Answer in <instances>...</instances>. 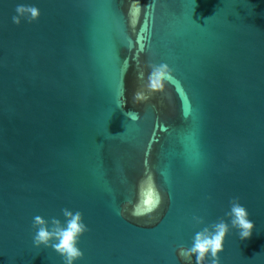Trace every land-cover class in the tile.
I'll use <instances>...</instances> for the list:
<instances>
[{
    "label": "water",
    "instance_id": "water-1",
    "mask_svg": "<svg viewBox=\"0 0 264 264\" xmlns=\"http://www.w3.org/2000/svg\"><path fill=\"white\" fill-rule=\"evenodd\" d=\"M0 264H264V0H0Z\"/></svg>",
    "mask_w": 264,
    "mask_h": 264
}]
</instances>
